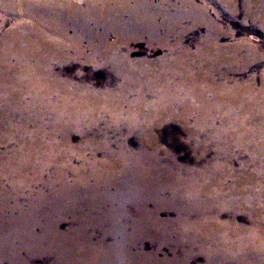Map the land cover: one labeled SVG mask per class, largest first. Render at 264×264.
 <instances>
[{"label":"bare ground","instance_id":"1","mask_svg":"<svg viewBox=\"0 0 264 264\" xmlns=\"http://www.w3.org/2000/svg\"><path fill=\"white\" fill-rule=\"evenodd\" d=\"M76 1L0 0V264H264V106L245 102L264 98V78L238 86L221 67L241 46L221 43L205 3L172 0L170 14L169 0H133L140 17L127 28L163 55L133 60L107 42L112 29L94 36L86 60L112 75L98 90L62 68L85 57L84 35L69 30L123 6ZM236 1L212 0L234 11ZM242 1L264 26V0ZM189 20L208 29L194 51ZM168 123L181 132L160 133ZM181 136L192 164L162 145ZM165 242L172 259L158 258Z\"/></svg>","mask_w":264,"mask_h":264},{"label":"rangeland","instance_id":"2","mask_svg":"<svg viewBox=\"0 0 264 264\" xmlns=\"http://www.w3.org/2000/svg\"><path fill=\"white\" fill-rule=\"evenodd\" d=\"M76 1V0H75ZM78 1V0H77ZM76 1V2H77ZM152 2L154 5H161L163 0H148ZM197 5L202 6L204 3L207 6V13L209 15L208 19L214 21L217 24V29L220 31V35L222 36V44H238L241 46V50L238 53H235V56L232 53V57L226 63H220L221 67H227L232 70L238 71L233 77L236 78V82L238 86L248 87L250 78L256 79L257 86L260 85V81L264 78V26L261 25L260 20H255L247 17L244 14L243 1H236V11H234L232 6H228L227 8H221L217 3H213L212 0H194ZM81 5L82 1L79 0ZM170 2L169 13L174 14L172 12V0ZM120 5L123 8L120 11H117V7H115L111 12L112 14L109 17H106L105 22H103V17L100 18V15L93 14V19L85 16H80L79 25L77 29L69 30L70 35H78L81 32L84 37V43L81 48L82 53L84 54V58L80 60H72L70 63L63 65V69L67 71V73H72L77 71L80 75L89 76L93 78L92 83L90 80H85L87 84L95 86L94 88L98 90H104L106 87L107 81L112 84V75L109 71L104 68H94L86 58L90 55V49L93 50L94 39L98 40L102 34V32L106 31L110 33V29L112 32L108 37L107 42L111 45H117L120 49V52L130 51L131 58L133 60H142V59H157L160 58L163 54L161 51H153L156 50L151 47L148 43L150 40L147 36H139L136 32L128 29L127 27H132L133 25L130 22L137 20L140 17V14L137 12V1L133 0H120ZM96 6H101V1L97 0L95 3ZM83 7V6H82ZM81 7V8H82ZM238 9V10H237ZM120 13L122 16L120 17L118 22H113L112 20L116 19V14ZM146 15V13H145ZM82 17V18H81ZM84 20V21H83ZM196 21V20H195ZM156 22L158 24L163 23L162 17H159ZM205 21H202L204 23ZM260 22V23H259ZM199 23V24H202ZM84 24V25H83ZM86 24H89L91 29H83ZM157 25V24H155ZM185 29L189 28V31L186 38L184 39L185 45L191 48L192 51L195 50L196 46L199 44L201 37L206 36L208 32L207 23L205 25H197L193 26L192 21L186 22L184 25ZM180 30V27L177 31ZM78 34H77V33ZM75 33V34H74ZM132 40L129 45H122L117 43L120 40ZM204 40V39H203ZM157 46V45H156ZM158 47V46H157ZM69 48V47H67ZM66 48V49H67ZM204 48H208V45H204ZM60 50V52L67 56L65 50ZM74 53V51H70V56ZM64 60H67L65 58ZM106 67V66H105ZM67 74L66 77L70 78V75ZM111 75V76H110ZM77 81V80H74ZM115 81V80H114ZM264 84V83H263ZM262 87V86H261ZM260 87V88H261ZM260 88H254L255 91ZM245 102H259V104H263L264 106V98H248L245 99ZM246 118L250 117L246 115ZM102 121H109V117L101 116ZM251 119V118H250ZM255 127L254 124H248L249 129H253ZM179 133L181 132L179 126L175 123H168L160 128V133L168 134L169 132ZM178 131V132H177ZM78 136V137H77ZM80 134H76V138L74 139V143H77L79 140ZM264 141V136L262 137ZM164 141L162 145L174 152L177 156V160L180 164L188 165L192 164L194 160V154L191 150V147L187 145L184 141V136H181V140H173ZM129 143L136 144L138 143V138L136 136L129 137ZM248 157L243 156L241 161L238 162L236 167L242 165V161L247 160ZM172 213L161 212L159 214V219H174L175 215L173 211ZM243 219V218H242ZM69 225L61 227L62 231H65ZM168 243H164V246L160 245L162 252L158 253L159 259H172L175 255H173L174 248L168 246ZM144 250L146 252H155L158 246H155L153 241H146L144 243ZM25 257V255H23ZM54 262L47 257L40 258L36 261V264H49ZM199 264H205L204 258H199Z\"/></svg>","mask_w":264,"mask_h":264}]
</instances>
